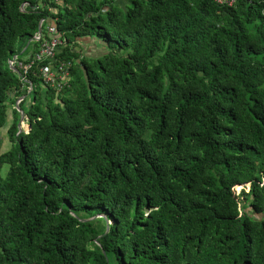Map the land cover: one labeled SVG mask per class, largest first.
Here are the masks:
<instances>
[{"label": "trees", "instance_id": "trees-1", "mask_svg": "<svg viewBox=\"0 0 264 264\" xmlns=\"http://www.w3.org/2000/svg\"><path fill=\"white\" fill-rule=\"evenodd\" d=\"M125 3L0 0V264H264V0Z\"/></svg>", "mask_w": 264, "mask_h": 264}, {"label": "built area", "instance_id": "built-area-1", "mask_svg": "<svg viewBox=\"0 0 264 264\" xmlns=\"http://www.w3.org/2000/svg\"><path fill=\"white\" fill-rule=\"evenodd\" d=\"M213 1L221 6H231L236 2V0ZM33 40L36 42V45L26 59L19 60L14 56L9 60V63L12 66L16 65L21 70V78L24 82L29 83V90L32 89V82L28 79L27 75L29 74V70L36 67L35 71L32 70L33 74L36 73L43 84L59 92L70 77V61L56 57L65 39L62 34L57 31L56 27L50 24L45 27L44 31L40 30V32H37ZM21 99L22 97L17 98L15 104L18 105ZM25 121L26 117L23 116L22 121H20L19 130L27 128V121ZM241 187L238 189L237 193Z\"/></svg>", "mask_w": 264, "mask_h": 264}, {"label": "rangeland", "instance_id": "rangeland-1", "mask_svg": "<svg viewBox=\"0 0 264 264\" xmlns=\"http://www.w3.org/2000/svg\"><path fill=\"white\" fill-rule=\"evenodd\" d=\"M127 5H130L129 3V0H126V3H125V6ZM123 7V6H122ZM29 44V40L24 38V39H19L17 42H16V47L18 48H21V47H24V46H27ZM82 49H83V54L87 57H93V56H101L103 53H105L107 50H108V47L106 45H104L101 41H98L97 39H95V37H86L84 38V44H82ZM22 56L25 58L27 56V54H22ZM30 95L27 96V99H29ZM24 107V112L26 111V107L25 105H23ZM8 108V119H7V124L2 128L0 129V131H4L3 135L6 137L7 136V133H6V128H7V125L9 123H11V119L9 118V114H10V106L7 107ZM22 110V111H23ZM21 115L20 112H19V115H18V118H17V122L19 123L20 121V118H21ZM26 122V121H25ZM9 143L8 142H5L3 144V148H9L8 145ZM8 169V165H4L2 167V175L5 176L6 174V171ZM248 186V185H247ZM241 187V185H238V186H235V190H236V193L238 191V189Z\"/></svg>", "mask_w": 264, "mask_h": 264}, {"label": "water", "instance_id": "water-1", "mask_svg": "<svg viewBox=\"0 0 264 264\" xmlns=\"http://www.w3.org/2000/svg\"><path fill=\"white\" fill-rule=\"evenodd\" d=\"M40 27H41V23L39 24L38 32H40V30H41ZM22 119H23V115H21L20 121H22ZM18 126H19V129H20V122H19V125ZM29 127H30V125H29Z\"/></svg>", "mask_w": 264, "mask_h": 264}, {"label": "crops", "instance_id": "crops-1", "mask_svg": "<svg viewBox=\"0 0 264 264\" xmlns=\"http://www.w3.org/2000/svg\"><path fill=\"white\" fill-rule=\"evenodd\" d=\"M25 48H26V46H24V47H23L22 51H24V50H25Z\"/></svg>", "mask_w": 264, "mask_h": 264}]
</instances>
